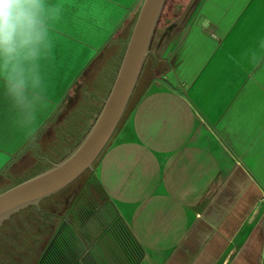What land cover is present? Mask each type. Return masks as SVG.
Wrapping results in <instances>:
<instances>
[{
    "label": "crops",
    "instance_id": "1",
    "mask_svg": "<svg viewBox=\"0 0 264 264\" xmlns=\"http://www.w3.org/2000/svg\"><path fill=\"white\" fill-rule=\"evenodd\" d=\"M142 1L43 0L38 41L0 55V193L81 140ZM190 6L157 33L85 185L118 218L87 242L100 264H264V0ZM117 223L129 240L110 234Z\"/></svg>",
    "mask_w": 264,
    "mask_h": 264
},
{
    "label": "water",
    "instance_id": "2",
    "mask_svg": "<svg viewBox=\"0 0 264 264\" xmlns=\"http://www.w3.org/2000/svg\"><path fill=\"white\" fill-rule=\"evenodd\" d=\"M166 0H143L110 90L95 120L62 159L0 193V225L12 214L62 190L93 164L115 133L137 85ZM70 197L69 200L72 199ZM60 224L55 237L66 225Z\"/></svg>",
    "mask_w": 264,
    "mask_h": 264
},
{
    "label": "trees",
    "instance_id": "3",
    "mask_svg": "<svg viewBox=\"0 0 264 264\" xmlns=\"http://www.w3.org/2000/svg\"><path fill=\"white\" fill-rule=\"evenodd\" d=\"M184 7H185V3L182 0H174L171 3L169 0H166V3L163 7L159 22L157 24L155 34L153 36L151 46H152V44L156 38L157 33L166 29L170 24H172L176 19H178V17L182 13ZM139 92H140V90L138 88V85H136L135 90H134L132 97L129 101V104L127 106V109H126V111L123 115V118L121 119L116 131L120 128L123 119L125 118L130 107L132 106V103H134V100L138 96ZM116 131H115V133H116ZM114 134H113V136H114ZM96 162H97V160L93 164V169H94ZM93 169L92 170L91 169L86 170L81 176H79L76 179V182L82 181L81 183H83L88 178L92 177ZM68 189H69V186H66L65 188L58 191L57 193L42 199V200H45V199L50 200L53 197H58L57 200L53 203L51 202L50 204L44 206L42 201H40L38 206L29 205V206L21 209V211H19L18 213L12 215V216H15V215L20 216V214L22 212H24L25 210H29L28 212H30L33 215V218L29 217L30 219L22 220L23 221L22 227L24 229H27V228L31 229L32 231L33 230L39 231V233L36 235L35 239L33 240V245H34L33 247L35 249V253L36 254H37V252L39 253V257H38L37 261H41L45 264L52 262V260H53L52 258L54 256H57V260L59 261V264H69L71 261H74L76 259V256L72 252V246H73L72 241L69 239L63 238V239H60V241H56V243L60 242L61 245L66 248L65 250H60V251L57 250L58 255L56 254L57 252L54 249L57 245L56 243H53L49 247V244L51 243L52 236H53L55 229H56V226H57V221H59L62 218V216L58 217L52 210H54L56 208L62 209L66 205L68 197H69ZM78 197H79V195H77L72 200L71 203L77 204L80 206L81 205H85V206L80 208L81 209V210H79L80 216H74L73 220L86 221V220H94V219L95 220L96 219H101V220H117L118 219L117 216L115 215L113 208L108 203H106L101 209L96 210L99 212V214L97 216L94 215V217H93V215L91 214V211H88V210L91 209L92 213L96 212V211H94L95 205H93V204L89 205V204H85V203L83 204L81 202H77ZM7 221L8 220L4 221L3 224L0 226V264H11V261L15 260L14 262H16V260H20V257H21L20 251L22 248L19 247L17 244H15V245L12 244L14 242V240L10 237L11 236L10 234H8V236L6 237L2 233L4 226L6 225ZM73 227L80 229V228H82V225L77 224V225H74ZM114 227L117 231H119V235L122 236L123 241L129 240V239H127L128 234H127L125 228L122 226V224L117 223ZM18 230H19V228L17 226L11 231L12 232L11 234L13 236H17L15 234ZM73 242H74V244L76 243V241H73ZM131 251H132L133 261H134V258H136V259L140 258V249L139 248L136 249V247H134L132 245ZM34 254H32L29 257V260H28L29 262L35 261L36 254L35 255Z\"/></svg>",
    "mask_w": 264,
    "mask_h": 264
},
{
    "label": "flooded vegetation",
    "instance_id": "4",
    "mask_svg": "<svg viewBox=\"0 0 264 264\" xmlns=\"http://www.w3.org/2000/svg\"><path fill=\"white\" fill-rule=\"evenodd\" d=\"M69 197L67 200L66 205L62 209H54L52 210L58 217L62 218L59 220L57 223L55 232L52 236L51 243L49 244V247L53 244L56 243V241H60V239L66 238L72 241V252L76 256V259L74 261H71L69 264H100L101 261V256H102V251L100 249V245L98 242L93 246L91 250L87 248V242L90 239H99L100 236H102L105 232V227L103 225H107L110 220H101V219H94V220H86V221H80V220H73L74 216H80V212H77L74 214V212H70L69 209L72 208L73 204L71 203L72 200L81 193L83 190L84 184H79V182H76L74 180L72 183L69 185ZM85 190V189H84ZM72 197L71 200L70 197ZM89 197V196H88ZM90 198V197H89ZM93 200H87V203L85 204H92ZM85 206V205H81ZM88 207V206H87ZM91 214L93 215H98L99 212L96 211L92 213V210L90 209ZM73 215V216H72ZM65 216H68V220L66 221V225L56 237L54 236L56 234L57 229L59 228L60 224L64 220ZM82 225V228L78 229L73 227L74 225ZM110 234L111 235H119V233L115 230V228H110ZM73 241H76L74 244ZM60 242H57L56 247L54 248L55 251L57 252L56 254L58 255V251L60 250H65L66 248L61 245ZM48 247V248H49ZM58 250V251H57ZM52 262L48 264H59V261L57 260V256H54L52 258ZM36 264H45L41 261H37ZM47 264V263H46Z\"/></svg>",
    "mask_w": 264,
    "mask_h": 264
},
{
    "label": "clouds",
    "instance_id": "5",
    "mask_svg": "<svg viewBox=\"0 0 264 264\" xmlns=\"http://www.w3.org/2000/svg\"><path fill=\"white\" fill-rule=\"evenodd\" d=\"M42 3L43 0H0V55L15 56L38 41ZM20 88L15 84L12 90Z\"/></svg>",
    "mask_w": 264,
    "mask_h": 264
},
{
    "label": "rangeland",
    "instance_id": "6",
    "mask_svg": "<svg viewBox=\"0 0 264 264\" xmlns=\"http://www.w3.org/2000/svg\"><path fill=\"white\" fill-rule=\"evenodd\" d=\"M170 1V3L172 2V1H174V0H169ZM184 3H185V7H184V9H183V11H182V13L180 14V16L179 17H182V14L184 15V13H186V16H187V14H188V12L190 11V8H191V6H190V3L192 2V0H182ZM178 17V18H179ZM177 20V19H176ZM175 20V21H176ZM178 22V21H177ZM184 21L182 22V23H180V26L179 27H181V26H184ZM91 178V177H90ZM90 178H88L86 181H84L83 183H81L82 181H78L79 182V184H82V186H83V184H84V186L85 185H87L88 183H89V180H90ZM85 188V187H84ZM84 188H83V190L81 191V193L79 194V197H78V200H77V202H81V203H87V200H93L92 198H89L88 196H87V194H86V192L87 191H85L84 190ZM57 198L58 197H53V198H51L50 200L49 199H45V200H41L42 201V203H43V205L44 206H46V205H48V204H50L51 202L53 203V202H55L56 200H57ZM264 198V197H263ZM103 202V201H102ZM92 204L93 205H95L96 204V202L93 200V202H92ZM108 209V208H107ZM21 211V210H20ZM29 210H25L24 212H22L21 214H20V216H12V215H14V214H16V213H18V212H16V213H14V214H12L8 219H6V220H8L7 221V223H6V225L4 226V229H3V231H2V233H3V235L4 236H8V234H10L11 236V238L14 240V242L12 243V244H17L19 247H21L22 249H21V251H20V260H16V262H14V261H11V264H36V262H37V259H38V257H39V253L37 252V254L35 253V249H34V245H33V240L35 239V237H36V235L39 233V231H37V230H31V229H24L22 226V224H23V221L22 220H26V219H30V218H33V215L30 213V212H28ZM30 217V218H29ZM5 220V221H6ZM3 224V223H2ZM1 224V225H2ZM0 225V226H1ZM18 226V228H19V230L16 232V234L15 235H17V236H13L11 233V231L15 228V227H17ZM23 228V229H22ZM116 230V229H115ZM117 231V230H116ZM118 232V231H117ZM36 254V256H35V261L34 262H29L28 260H29V257L32 255V254ZM34 254V255H35Z\"/></svg>",
    "mask_w": 264,
    "mask_h": 264
}]
</instances>
